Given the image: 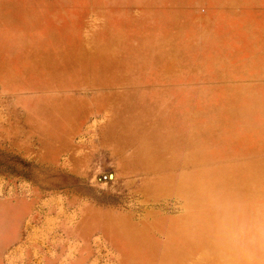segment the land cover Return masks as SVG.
<instances>
[{
    "label": "rangeland",
    "instance_id": "1",
    "mask_svg": "<svg viewBox=\"0 0 264 264\" xmlns=\"http://www.w3.org/2000/svg\"><path fill=\"white\" fill-rule=\"evenodd\" d=\"M0 264H264V0H0Z\"/></svg>",
    "mask_w": 264,
    "mask_h": 264
}]
</instances>
